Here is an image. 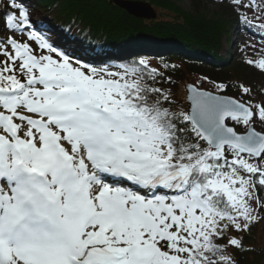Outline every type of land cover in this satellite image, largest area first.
<instances>
[{
    "label": "snow or ice",
    "instance_id": "1",
    "mask_svg": "<svg viewBox=\"0 0 264 264\" xmlns=\"http://www.w3.org/2000/svg\"><path fill=\"white\" fill-rule=\"evenodd\" d=\"M5 5L0 264H241L264 219V101L194 82L185 109L147 61H74L22 0ZM260 10L241 19L264 29Z\"/></svg>",
    "mask_w": 264,
    "mask_h": 264
},
{
    "label": "trees",
    "instance_id": "2",
    "mask_svg": "<svg viewBox=\"0 0 264 264\" xmlns=\"http://www.w3.org/2000/svg\"><path fill=\"white\" fill-rule=\"evenodd\" d=\"M133 1L149 4L156 19L134 18L113 0H22L32 14L42 18L35 27L54 46L71 53L74 61L117 70L143 59L171 79V84L158 86L171 88L182 107L181 80L186 75L223 83L227 87L220 94L242 102L264 101V71L246 62L256 59L245 55L231 34L238 29L244 37L263 38L241 19L231 0H186L189 8L181 0ZM210 4H219L221 11L211 13ZM5 7V0H0V16ZM4 23L0 19V29ZM225 45L228 50L223 55ZM241 85L251 89L250 96L242 93ZM246 241L249 250L240 257L241 264H264V234L259 223L253 225Z\"/></svg>",
    "mask_w": 264,
    "mask_h": 264
},
{
    "label": "rangeland",
    "instance_id": "3",
    "mask_svg": "<svg viewBox=\"0 0 264 264\" xmlns=\"http://www.w3.org/2000/svg\"><path fill=\"white\" fill-rule=\"evenodd\" d=\"M181 1L184 2L183 3L184 8H189L190 4L186 0H181ZM243 2L245 4H248L250 2V0H243ZM251 2L254 5H259L260 7H253L251 10L247 7L238 8L231 0V3L236 7L235 9L237 10V12H240L241 16L246 14L249 19H253L254 16L258 17L261 15L260 8L264 7V4H262L261 0H251ZM226 5H228V3H226ZM208 9L211 11V13H219L221 11L219 4H216V5L210 4V5H208ZM156 16H157V13H156ZM32 20L37 24V23H40L42 21V18L36 16V14L33 13L32 14ZM259 23H260L259 20L255 21L256 26H253L255 28L254 34L260 35V37H262L263 39H257L255 36L244 37L242 35L241 31L238 29H236L235 32H233V34H231V38L233 39L234 43L239 44L244 49V54L251 57V58H255L256 60H259L260 58H264V29H260L258 27ZM18 35L19 34H17V37H19ZM227 50H228V48L225 45L223 55H225V52H227ZM229 50H232V47H231V49L229 48ZM201 78H203V77L198 76V75H186L181 80V88H182V91L184 92V106H183V108H185V109L188 108V104L186 102L185 85L192 84V83L196 82L197 86L200 87V85L202 83L203 87L201 88V90L212 91L215 93L216 90H215L214 84L209 83L208 79L201 81ZM258 125H260V124L258 123ZM259 227H260V232H261V236H262L264 234V219L260 220Z\"/></svg>",
    "mask_w": 264,
    "mask_h": 264
},
{
    "label": "water",
    "instance_id": "4",
    "mask_svg": "<svg viewBox=\"0 0 264 264\" xmlns=\"http://www.w3.org/2000/svg\"><path fill=\"white\" fill-rule=\"evenodd\" d=\"M113 3L116 6H118L120 9L126 11L130 16L137 19L155 20L157 17L154 9L149 4L143 2H138L133 0H113ZM186 93H187L186 100H187L188 108H190L191 106L190 93H188L187 91Z\"/></svg>",
    "mask_w": 264,
    "mask_h": 264
}]
</instances>
